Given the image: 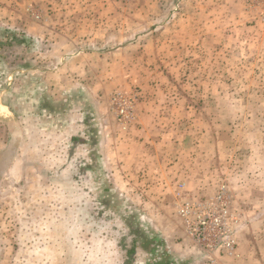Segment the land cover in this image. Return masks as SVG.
<instances>
[{
    "label": "rangeland",
    "instance_id": "obj_1",
    "mask_svg": "<svg viewBox=\"0 0 264 264\" xmlns=\"http://www.w3.org/2000/svg\"><path fill=\"white\" fill-rule=\"evenodd\" d=\"M12 34L21 44L7 43ZM100 53L117 80L101 100L102 124L118 122L109 109L115 92L138 95L137 117L143 90H152V136L169 138L159 146L175 154L164 182L157 173L152 190L130 196L117 190V155L110 154L106 180L94 146L82 159L94 168L83 170L90 181L65 179L87 187L66 197L89 202L83 210L96 219L89 229L108 244L102 249H117L115 264L134 240L145 250L152 240L155 256L181 249L185 263L264 264V0H0L2 101L30 77ZM140 179L126 180L141 188ZM135 198L152 206L127 205ZM205 216V240H198L185 221L194 226Z\"/></svg>",
    "mask_w": 264,
    "mask_h": 264
},
{
    "label": "crops",
    "instance_id": "obj_2",
    "mask_svg": "<svg viewBox=\"0 0 264 264\" xmlns=\"http://www.w3.org/2000/svg\"><path fill=\"white\" fill-rule=\"evenodd\" d=\"M108 69L109 58L102 53L72 57L59 72L30 77L32 82L13 88L10 99H0V264H115L117 249H102L108 244L90 231L96 219L84 213L89 202L66 197L67 190L75 196L86 192L87 187L74 177L90 181L83 170L92 174L94 168L82 159L92 155L91 147L98 150L97 166L106 180L110 154L117 155V174L122 179L117 190L126 195L152 190V177L158 173L164 182L170 174L175 154L164 153L159 146L170 139L152 136V90H143L138 115L130 125L117 122L110 129L102 124L107 103L101 100L117 81L109 78ZM77 103L82 110L73 109ZM116 129L128 131L115 135ZM114 144L117 151H124L121 156L113 151ZM129 175L141 177V188L126 180ZM62 192L66 198H61ZM135 200L127 205L152 206L150 201ZM9 216L17 226H12ZM77 239L86 244L76 246ZM134 243L129 257L130 248H122L126 256L122 264H164V251L155 256L158 251ZM168 252L176 264H196L183 262L187 253L181 249Z\"/></svg>",
    "mask_w": 264,
    "mask_h": 264
},
{
    "label": "built area",
    "instance_id": "obj_3",
    "mask_svg": "<svg viewBox=\"0 0 264 264\" xmlns=\"http://www.w3.org/2000/svg\"><path fill=\"white\" fill-rule=\"evenodd\" d=\"M138 101L137 94H127L124 92H115L109 99V109L114 114V117L119 122V124L126 127L128 124L132 123L136 119V104ZM196 214V211L193 210ZM202 214V210L198 211ZM186 213L183 212V216L186 217ZM209 216H205L204 219H199L197 225L194 227L188 219H186V227L189 233H192L198 240H205L204 231L208 225ZM195 228V229H194ZM227 253L229 255L233 254V247L231 244H227Z\"/></svg>",
    "mask_w": 264,
    "mask_h": 264
},
{
    "label": "trees",
    "instance_id": "obj_4",
    "mask_svg": "<svg viewBox=\"0 0 264 264\" xmlns=\"http://www.w3.org/2000/svg\"><path fill=\"white\" fill-rule=\"evenodd\" d=\"M11 39H8V44H11L10 42H13V43H18V44H21V41H19V39L17 38V36L15 35V34H12L11 35ZM160 242L158 241L156 244H159ZM135 244V243H134ZM149 244H151V246H150V249L152 248V240H151V243H149ZM132 247H133V244H132ZM143 247H145V245L143 246ZM134 249L133 248H130L128 251H127V253H126V255L129 257L130 255H132L133 253H134ZM165 252V251H164ZM163 252V255H162V257H166L167 259H164V261H162L161 263H164V264H171V263H175V262H173V260H171L172 262L170 263L169 261H170V254H169V252L168 251H166L165 253ZM172 257H174V255L172 256Z\"/></svg>",
    "mask_w": 264,
    "mask_h": 264
}]
</instances>
